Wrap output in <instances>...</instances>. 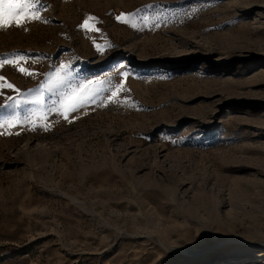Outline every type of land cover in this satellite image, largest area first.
<instances>
[{
	"label": "rangeland",
	"instance_id": "obj_1",
	"mask_svg": "<svg viewBox=\"0 0 264 264\" xmlns=\"http://www.w3.org/2000/svg\"><path fill=\"white\" fill-rule=\"evenodd\" d=\"M34 7L0 29V264H264V0Z\"/></svg>",
	"mask_w": 264,
	"mask_h": 264
},
{
	"label": "snow or ice",
	"instance_id": "obj_2",
	"mask_svg": "<svg viewBox=\"0 0 264 264\" xmlns=\"http://www.w3.org/2000/svg\"><path fill=\"white\" fill-rule=\"evenodd\" d=\"M31 8V14H29V9ZM39 8L34 7V0H0V29L8 27H25L29 20H40L41 17L37 15ZM23 59V57H21ZM11 61H9L10 63ZM4 61H0V68L4 66ZM21 72H26V69L19 68ZM28 75H32L31 72H27ZM5 78L0 75V81ZM64 83V78L57 74L56 85H61ZM7 88H13L11 83L6 85ZM49 91L52 90V85L48 88ZM99 90H93L87 95L81 93L79 95H72L68 99V103L64 107L69 111H77V109L83 107L86 103L94 101L95 95H97ZM116 93L113 92L114 96ZM28 101H25L27 103ZM35 103H40L37 99L33 101ZM13 107H19V103L14 102ZM67 119V116L64 117Z\"/></svg>",
	"mask_w": 264,
	"mask_h": 264
},
{
	"label": "bare ground",
	"instance_id": "obj_3",
	"mask_svg": "<svg viewBox=\"0 0 264 264\" xmlns=\"http://www.w3.org/2000/svg\"><path fill=\"white\" fill-rule=\"evenodd\" d=\"M252 251V250H251Z\"/></svg>",
	"mask_w": 264,
	"mask_h": 264
}]
</instances>
